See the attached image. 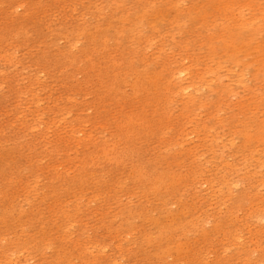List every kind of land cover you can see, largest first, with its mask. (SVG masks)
<instances>
[{"label": "rangeland", "instance_id": "1", "mask_svg": "<svg viewBox=\"0 0 264 264\" xmlns=\"http://www.w3.org/2000/svg\"><path fill=\"white\" fill-rule=\"evenodd\" d=\"M0 264H264V0H0Z\"/></svg>", "mask_w": 264, "mask_h": 264}]
</instances>
